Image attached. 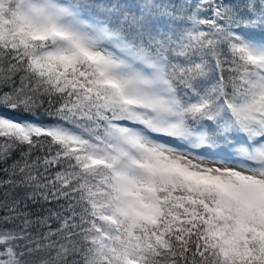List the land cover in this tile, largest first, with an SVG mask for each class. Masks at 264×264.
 Masks as SVG:
<instances>
[{
  "label": "snow or ice",
  "instance_id": "1",
  "mask_svg": "<svg viewBox=\"0 0 264 264\" xmlns=\"http://www.w3.org/2000/svg\"><path fill=\"white\" fill-rule=\"evenodd\" d=\"M0 264H264V0H0Z\"/></svg>",
  "mask_w": 264,
  "mask_h": 264
}]
</instances>
